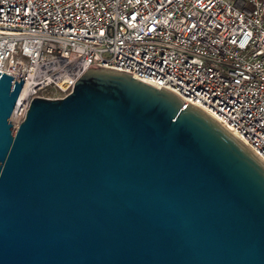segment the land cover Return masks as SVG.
I'll return each mask as SVG.
<instances>
[{
	"label": "water",
	"instance_id": "obj_1",
	"mask_svg": "<svg viewBox=\"0 0 264 264\" xmlns=\"http://www.w3.org/2000/svg\"><path fill=\"white\" fill-rule=\"evenodd\" d=\"M0 70V264H264V163L197 105L88 64L9 120Z\"/></svg>",
	"mask_w": 264,
	"mask_h": 264
},
{
	"label": "built area",
	"instance_id": "obj_2",
	"mask_svg": "<svg viewBox=\"0 0 264 264\" xmlns=\"http://www.w3.org/2000/svg\"><path fill=\"white\" fill-rule=\"evenodd\" d=\"M88 64L169 89L264 163V0H0V70L23 77L13 127ZM60 68L77 70L65 86L47 79Z\"/></svg>",
	"mask_w": 264,
	"mask_h": 264
},
{
	"label": "bare ground",
	"instance_id": "obj_3",
	"mask_svg": "<svg viewBox=\"0 0 264 264\" xmlns=\"http://www.w3.org/2000/svg\"><path fill=\"white\" fill-rule=\"evenodd\" d=\"M54 62L51 63V65L53 64ZM77 70H73L72 72L71 71H68L67 69L65 68H60L56 75H48L47 74V79H53L54 81H56L60 86H65L72 78V76H74L76 74ZM11 116V114H10Z\"/></svg>",
	"mask_w": 264,
	"mask_h": 264
},
{
	"label": "rangeland",
	"instance_id": "obj_4",
	"mask_svg": "<svg viewBox=\"0 0 264 264\" xmlns=\"http://www.w3.org/2000/svg\"><path fill=\"white\" fill-rule=\"evenodd\" d=\"M48 75H52V74H48ZM56 75V74H55ZM46 91L49 93V94H52V95H56V96H59V95H62L63 94V91H60L58 89V87L55 86L54 88V85L52 82H50L47 86H46ZM9 120H11V123L14 124L15 122V117L13 115H11L9 117ZM14 126V125H13Z\"/></svg>",
	"mask_w": 264,
	"mask_h": 264
}]
</instances>
